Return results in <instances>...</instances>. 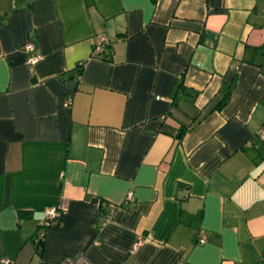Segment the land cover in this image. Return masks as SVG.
Masks as SVG:
<instances>
[{"label":"crops","instance_id":"0c3cea01","mask_svg":"<svg viewBox=\"0 0 264 264\" xmlns=\"http://www.w3.org/2000/svg\"><path fill=\"white\" fill-rule=\"evenodd\" d=\"M263 123L264 0H0V264H264Z\"/></svg>","mask_w":264,"mask_h":264},{"label":"built area","instance_id":"2783aa9c","mask_svg":"<svg viewBox=\"0 0 264 264\" xmlns=\"http://www.w3.org/2000/svg\"><path fill=\"white\" fill-rule=\"evenodd\" d=\"M107 43H108V39L105 35L98 36L93 46V54L102 53L105 50ZM24 49L28 53V59H27L28 64H35L42 58V55L37 53L36 45L32 40H29L25 43ZM256 134L260 137V139L264 140V123L260 125V127L257 129ZM127 199L132 200L133 193H129L127 195ZM67 209L68 206L65 202H61L56 207L48 209L45 219L42 222V229L39 233L40 234L39 236L41 237L45 236L47 228L58 223L63 213ZM109 221H111V216L107 215L103 224ZM206 240H207L206 231L205 229H201L198 234V242L202 244L205 243ZM3 264H12V260L9 258H5L3 259ZM57 264H93V263L85 254H79L76 256H66L62 258Z\"/></svg>","mask_w":264,"mask_h":264},{"label":"trees","instance_id":"16d2710c","mask_svg":"<svg viewBox=\"0 0 264 264\" xmlns=\"http://www.w3.org/2000/svg\"><path fill=\"white\" fill-rule=\"evenodd\" d=\"M227 99H228V95H227V97L225 98V100L223 101V105L227 102ZM43 241H44V238L43 237H40V240H39V249H41L42 250V243H43Z\"/></svg>","mask_w":264,"mask_h":264}]
</instances>
